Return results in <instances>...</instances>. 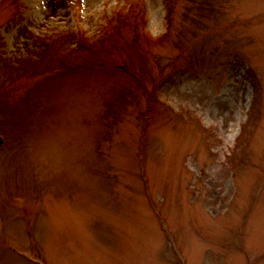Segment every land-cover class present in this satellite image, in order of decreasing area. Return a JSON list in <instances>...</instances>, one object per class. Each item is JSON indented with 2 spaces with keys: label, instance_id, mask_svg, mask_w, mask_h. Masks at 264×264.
Listing matches in <instances>:
<instances>
[{
  "label": "rangeland",
  "instance_id": "1",
  "mask_svg": "<svg viewBox=\"0 0 264 264\" xmlns=\"http://www.w3.org/2000/svg\"><path fill=\"white\" fill-rule=\"evenodd\" d=\"M167 1L0 0V264H264V0Z\"/></svg>",
  "mask_w": 264,
  "mask_h": 264
},
{
  "label": "trees",
  "instance_id": "2",
  "mask_svg": "<svg viewBox=\"0 0 264 264\" xmlns=\"http://www.w3.org/2000/svg\"><path fill=\"white\" fill-rule=\"evenodd\" d=\"M167 4H168V7L169 6H173V4H172V0H168L167 1ZM173 13V9L172 10H170L169 9V21L171 22V14ZM255 97H254V99H255V101H254V103L256 104V99H258V91H257V89H255ZM253 118H254V116H253ZM243 132H244V129H243Z\"/></svg>",
  "mask_w": 264,
  "mask_h": 264
},
{
  "label": "bare ground",
  "instance_id": "3",
  "mask_svg": "<svg viewBox=\"0 0 264 264\" xmlns=\"http://www.w3.org/2000/svg\"><path fill=\"white\" fill-rule=\"evenodd\" d=\"M5 145V144H4Z\"/></svg>",
  "mask_w": 264,
  "mask_h": 264
}]
</instances>
